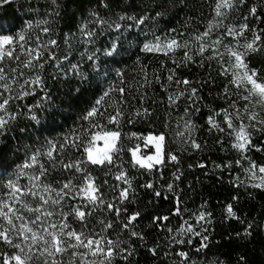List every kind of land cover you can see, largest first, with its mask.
Instances as JSON below:
<instances>
[{"label":"trees","instance_id":"1","mask_svg":"<svg viewBox=\"0 0 264 264\" xmlns=\"http://www.w3.org/2000/svg\"><path fill=\"white\" fill-rule=\"evenodd\" d=\"M104 2L108 4L107 8L103 6L101 0H58L61 5L60 15L52 24L53 32L48 35L43 34L41 27L44 25L30 30V34L40 35L44 40H47L49 35L57 40L59 47L53 48L52 51L56 53L61 63L59 68L56 66V61L45 64L43 77L50 99L43 102L42 108L34 109L39 123L29 119L30 114L25 115L27 105L35 104L43 95L39 89L35 96H28L22 101L17 100L12 105L14 111L17 110L18 105V111L21 114L15 121L10 122L9 129L4 136L0 137V182H6L13 176L17 166L24 163L35 150L46 147L48 140L59 142L72 132L87 128L89 122L82 120V116L92 107L109 82L116 80L119 86L115 71L122 69L126 73L125 86L129 87V91L126 95V103L117 106L123 107L125 111L121 121L122 142L125 150L111 172L107 169L88 166L96 182L101 185L104 201L115 203L122 209L120 216L117 217L115 212L101 207L88 217L89 228L99 231L100 219L111 221L113 227L108 230L107 235L113 240L121 241L122 248L130 247L133 251L127 260L117 256L113 264H180L181 258L176 255L178 251L189 252L190 260L194 264H221V262L222 264H264V191L252 187H236L231 183L237 175L242 178L244 176L242 168L235 164L240 153L231 146L234 137L226 134L228 130L223 123V113L216 116V120L221 127L225 128V132L215 129L209 131L207 124L208 116L229 107L228 99L225 98V87L227 86L232 93L236 92V89L229 84L231 76L221 74L222 69L216 59H207L211 54L210 51L205 52L201 57L195 55V47L190 54L197 63L190 62L187 67L181 66L177 69V78L189 79L192 84L188 87H196L199 90V99L195 105L199 107V111H191V119L196 125L192 136L201 144V148L194 149L180 143L179 138L175 136V130L178 127L183 130V121H180L179 125L177 121L184 115L185 108L192 103L187 99L188 93L176 105L168 104V96L185 87L177 86L175 83L169 84L167 81L168 70L175 68L176 65L171 58L161 53L142 51L143 44L152 39V30L159 35L168 29L175 28L179 32H184L185 38L196 29L204 31L208 20L213 15L209 7L212 0H104ZM53 7L50 0H13L12 3L0 6V17L14 21L16 30H20L30 20L35 23L38 19L46 18V13H50ZM251 7L257 8V14L261 19L249 17L247 22L251 27L264 28V0H246L244 4L230 12L224 23L226 25L243 23V17L249 15ZM92 12H98L110 23L117 21L118 17L124 14L139 17L147 12L149 16L155 17L156 13L160 12L161 15L156 20H148L139 28L133 27L126 33L123 28L117 32L114 28L109 30L107 25L98 27L89 23L88 27L95 28L97 32L96 37H93L95 43L91 44L85 43L86 38L81 35L79 29L84 22L92 19L90 15ZM189 17L192 18L190 25L185 27ZM47 18L52 20L51 16ZM119 22L122 25L133 23L132 21ZM216 31L222 33L224 29L219 28ZM66 33L72 34L70 48L64 43ZM246 35L250 38L249 33ZM117 37L119 40L116 39ZM215 38L216 33L212 36V39ZM114 41L117 44L116 62H113V57L105 55ZM234 43L230 36L223 39L224 45H234ZM261 43H264V39ZM220 51H224L222 46ZM93 52L100 58L97 63L107 67L110 75L107 80L102 79L98 87H93L79 98H75V89L79 85L77 78L70 71V66L80 63L83 69H89L92 62L87 59V56ZM183 54L184 49H179L173 58L180 60ZM65 55L68 56V60L63 59ZM247 60L250 67L261 69V75H264V50L249 55ZM224 61L227 62V56L224 57ZM142 66L146 68L149 79L152 81L144 88H140V84L145 83L140 71ZM156 76L160 77L159 81H156ZM161 85H167V90ZM142 95L143 100H141ZM118 99L119 94L113 92L110 103L116 105ZM230 99L237 100L238 106L242 108L244 101L239 100L238 96L233 94ZM103 107L109 112L112 111L108 104H104ZM141 108H148L151 115L146 119L132 115ZM130 115H132L133 123L127 122ZM97 119L109 129L114 128V125L107 124L105 119ZM133 132L144 136L150 133H168L166 150L178 155L179 163L166 161L164 165L157 166L159 170L154 168L151 172L133 167L128 148H133L139 143L142 155L149 154L153 150L152 146L145 147L142 140L128 139L127 135H123ZM261 141H264V133L254 132L253 143L261 144ZM81 155L80 151L71 147L59 154L65 161L74 160ZM248 155L258 164H264V152L253 150ZM41 160L47 166L46 159L42 157ZM229 162L232 163L231 168L216 167ZM200 163L206 166L198 167ZM242 163L245 166L247 164L246 161ZM120 169L127 172L132 185L129 198L122 204L118 199L119 192L127 185L115 179V174ZM177 170L181 173L179 180H176L173 175ZM71 175L73 173L65 172L57 166L50 171L47 179L55 187ZM75 175L80 176V173ZM20 182L24 184L27 180L22 178ZM149 183L153 185L152 188L144 187ZM169 184H172V190L168 189ZM155 191L161 192V196L157 197ZM177 198L180 200L182 215L174 214ZM36 203L37 201H32L33 206ZM79 203H81L79 199L68 200L65 211L68 206ZM228 204L233 205L237 216L244 223L237 219L225 218V208ZM202 205L205 206L204 210L212 214V222L207 225L209 233H206L209 235V247L197 253L194 246H199V238L193 239L191 246L171 243V237L183 220L195 223L192 218L193 213L201 210ZM137 212L140 215L133 222V229H123L122 224L129 216ZM164 216L169 217V220L159 224L153 222V218ZM69 223L76 229L80 228V222L72 217H69ZM249 224L252 225L251 235H243ZM168 229H172V232ZM131 230L141 233L143 239L130 236ZM237 233L241 235L237 236ZM153 248L156 249L155 255L150 251ZM16 251L11 246L0 243V253L11 255Z\"/></svg>","mask_w":264,"mask_h":264},{"label":"snow or ice","instance_id":"2","mask_svg":"<svg viewBox=\"0 0 264 264\" xmlns=\"http://www.w3.org/2000/svg\"><path fill=\"white\" fill-rule=\"evenodd\" d=\"M12 2L13 0H0V6ZM245 2L246 0H212L209 7L213 15L208 20L204 31L196 29L185 38V33L179 32L175 28L168 29L159 35L155 30H152V39L143 44L142 51L161 53L171 58L173 64L176 65L175 68L168 70L167 81L169 84L175 83L177 86L185 87L170 94L168 104L169 106L176 105L188 93L187 99L192 103L185 108L184 115L177 121L178 125L180 121H183V130L178 127L175 130V136L179 138L180 143L194 149L201 148V144L192 136L196 125L191 119V111H199V107L195 106L199 99V90L196 87L189 88L192 81L187 78H177L176 72L181 66L187 67L190 62L197 63L193 55L190 54L193 47H195V55L201 57L205 52H211L207 59L217 60L222 69L221 74L231 76L229 84L236 89V92L232 93L227 86L225 87V98L228 99L229 107L221 109L215 115L208 116L209 131L215 129L225 132V128L221 127V124L216 120V116L223 113V123L228 130L226 134L234 137L231 146L240 153L235 164L240 166L244 173L243 178L237 175L231 183L236 187H252L264 191V164H258L248 155L253 150L264 152V141H261V144L253 143L254 132L264 133V75H261V69L250 67L247 60L249 55L264 50V43H261L264 39V28L251 27L247 22L249 17L261 19L257 14L256 7L249 9V15L243 17V23L238 25L224 23L230 12ZM50 3L54 7L50 13H46V18L38 19L35 23L30 20L20 30H16L14 21L0 17V137L4 136L9 129L10 122L15 121L21 114L18 111V105L16 106L17 110H12L15 101L35 96L39 89L43 95L35 104L27 105V113H25V115L30 114L29 119L39 123L34 109L42 108L43 102L50 99L45 88L43 70L49 61H56L57 68L60 67L61 61L52 51L59 45L56 39L51 38V35L47 40H44L40 35L30 34V30L41 27V25H44L41 27L43 34L48 35L53 32L52 24L55 22V18L60 15L61 5L58 0H50ZM101 3L105 8L108 7L104 0H101ZM90 15L92 19L84 22L79 31L86 38L85 43L94 44L93 37H96L97 32L95 28L88 27L89 23L98 27L107 25L109 30L114 28L117 32L123 28L126 33L133 27L139 28L148 20H156L161 13L157 12L155 17L149 16L147 12L139 17L124 14L120 15L117 21L111 23L101 17L98 12H92ZM47 16H51L52 20H49ZM191 20L192 18L189 17L185 27L190 25ZM119 21H132L133 23L122 25ZM219 28H223L224 31L218 33L216 30ZM214 33H216V38L212 39ZM246 33L250 34V38ZM71 36L72 34H65L64 43L69 48L71 47ZM226 36L232 37L234 45L223 44V39ZM116 39L119 40V37ZM221 46L224 51H220ZM179 49H184V54L180 60H176L173 57ZM45 53H47V57H45ZM105 55L113 57V62H116L117 44L115 41L111 49L105 52ZM225 56H227L226 63ZM63 59L68 60V56L65 55ZM87 59L92 62L87 70L83 69L80 63L70 66V71L77 78L79 85L75 89V98H79L93 87H98L100 81L107 80L110 75V70L107 67L97 63L100 58L94 52L89 54ZM202 62L201 60L200 63L202 64ZM25 69L28 71L25 72ZM140 71L145 82L140 84V88H144L152 81L149 79L145 67L142 66ZM125 75L126 73L122 69H117L115 76L119 80V86L116 80L109 82L92 107L82 116V120L89 122L87 128H80L63 137L59 142L48 140L46 147L35 150L24 163L17 166L13 176L9 177L6 182H0V189H2L0 191V243L17 250L11 255L0 253V264H113L117 256L122 260H127L133 254L130 247L122 248L121 241L113 240L107 235L108 230L113 227L111 221L100 219L98 223L101 227L97 231L94 228H89L88 220V217H91L101 207L115 212L117 217L122 211L115 203L104 201L101 185L96 182V178L92 176L88 166L107 169L108 172H111L125 150L121 130V121L125 116V111L123 107L117 106L126 103L129 87L125 86ZM155 79L159 81L160 77L156 76ZM161 86L167 90V85ZM113 92L119 94L116 105L110 103ZM233 94L238 96L239 100L244 101L242 108L238 106L237 100L230 99ZM143 99L142 95L141 100ZM104 104H108L112 111L109 112L107 108L103 107ZM132 115L146 119L151 115V112L148 108H141ZM132 115L129 116L128 123L134 122ZM97 118L105 119L107 124L114 125V128L109 129L107 125H102ZM237 121L238 123H236ZM123 135H127L128 139L142 140L145 147L153 146L155 148L151 155H140L139 143L133 148H128L133 167L151 172L154 168L159 170L157 166L164 165L166 161L179 163L178 155L166 150L168 133H150L144 136L133 132ZM99 141H103V146L98 145ZM68 147L80 151L81 157L68 161L61 158L59 154ZM42 157L46 159L47 166L45 162H42ZM244 161L247 162L246 166L242 163ZM57 166L65 172L73 173V175L54 187L47 178L50 171L56 169ZM205 166L203 163L198 164V167L201 168ZM216 167L231 168L232 163L216 165ZM75 173H80V176H76ZM173 175L176 180H179L181 173L177 170ZM22 178H26L27 183L22 184L20 182ZM115 179L127 185L119 192L118 199L122 204L129 198V192L132 190L131 180L123 169L116 172ZM74 180L81 182L74 183ZM144 187L152 188L153 185L149 183ZM172 187V184L168 185L169 190H172ZM155 195L159 197L161 192L155 191ZM76 199H79L81 203L68 206L65 211L67 201ZM32 201H37L35 206ZM176 205L174 214L182 215L179 198H177ZM204 209L205 206L202 205L201 210L193 213L192 218L195 223L183 220L170 242L176 245L191 246L193 239L199 238V246H194L195 251L199 253L207 249L209 247V235L206 234L209 233L207 225L212 222V214ZM225 212L226 219H237L244 223L237 216L232 204L226 206ZM139 215L137 212L129 216L127 221L122 224V228L133 229V222ZM54 217L56 219H53ZM69 217L80 222L79 229L69 223ZM168 220L167 216L153 218V222L158 224ZM251 227L252 225L249 224L243 235H251ZM168 231L172 232V229H168ZM240 235L241 233H237V236ZM130 236L143 239L142 234L135 230L130 231ZM150 251L154 255L156 254L155 248ZM176 255L181 258L180 264H185V262L194 264L190 260L189 252L178 251ZM241 260H243L242 257Z\"/></svg>","mask_w":264,"mask_h":264},{"label":"rangeland","instance_id":"3","mask_svg":"<svg viewBox=\"0 0 264 264\" xmlns=\"http://www.w3.org/2000/svg\"><path fill=\"white\" fill-rule=\"evenodd\" d=\"M98 145L99 146H103V141H99L98 142ZM152 148H153V150H152V152L151 153H149V154H146V155H151V154H153L154 153V151H155V148L152 146ZM140 155H142V153H140Z\"/></svg>","mask_w":264,"mask_h":264}]
</instances>
